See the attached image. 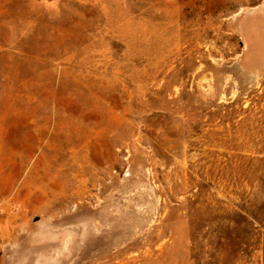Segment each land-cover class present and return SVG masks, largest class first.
Segmentation results:
<instances>
[{
	"label": "rangeland",
	"instance_id": "rangeland-1",
	"mask_svg": "<svg viewBox=\"0 0 264 264\" xmlns=\"http://www.w3.org/2000/svg\"><path fill=\"white\" fill-rule=\"evenodd\" d=\"M0 264H264V0H0Z\"/></svg>",
	"mask_w": 264,
	"mask_h": 264
}]
</instances>
